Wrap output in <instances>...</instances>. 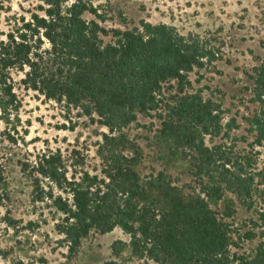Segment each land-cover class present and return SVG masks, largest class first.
<instances>
[{"label": "trees", "instance_id": "16d2710c", "mask_svg": "<svg viewBox=\"0 0 264 264\" xmlns=\"http://www.w3.org/2000/svg\"><path fill=\"white\" fill-rule=\"evenodd\" d=\"M41 1L42 14L21 17V26L0 39L1 117L17 116L21 106L10 72L16 69L25 89L106 127L111 135L103 134L101 145L113 152L101 155L100 169L93 171L69 170L62 156L49 150L22 163L40 221L51 214L69 253L90 233L118 226L130 236V253L147 264H264V242L251 253L232 249L236 234L229 218L235 208L224 198L230 193L252 208L264 170L256 171L250 159H233L223 144L205 143V136L223 132V109L199 89L190 90L188 73L212 64L215 47L198 34L143 21L112 29L105 42L101 34L108 31L83 17L98 16L85 0ZM251 78L260 110L247 123L264 138V60ZM152 111L160 138L186 161L197 190L184 193L161 170L141 173L143 150L123 129L138 113ZM6 166L0 161V204L7 198ZM218 201L223 207L212 209L210 203Z\"/></svg>", "mask_w": 264, "mask_h": 264}, {"label": "rangeland", "instance_id": "374dc122", "mask_svg": "<svg viewBox=\"0 0 264 264\" xmlns=\"http://www.w3.org/2000/svg\"><path fill=\"white\" fill-rule=\"evenodd\" d=\"M98 16L85 12L109 34L112 29L139 25L141 21L174 26L181 34H198L216 49V60L188 73L191 91L200 90L205 99L221 104L224 130L217 136H205L208 146L223 144L233 159H250L256 171L264 170V138L250 129L247 118L260 110L252 94L253 68L264 60V0H85ZM41 0H0V39L21 26L20 18L31 12L42 14ZM14 90L21 106L17 116L5 121L0 113V161L6 166L7 198L0 204V264L22 261L25 264H147L130 253V236L120 227L100 233L92 232L69 253L53 226L51 214L40 221L31 203V182L21 165L32 161L37 153H59L69 170L100 169L101 155L113 149L101 145L109 130L83 116L78 109L66 110L39 93L25 89L20 82L22 71L12 69ZM156 112L137 114L136 122L123 131L143 150L140 167L143 175L164 171L184 193L197 190L187 163L181 159L158 129ZM116 134V133H114ZM259 141V142H258ZM101 147L99 148V146ZM100 149V152H99ZM259 178V177H258ZM264 184L254 191L255 204L243 206L230 193L235 211L229 218L235 231L233 250L251 253L264 242ZM224 202L210 203L221 209ZM31 222V223H29ZM252 237L247 238L246 233Z\"/></svg>", "mask_w": 264, "mask_h": 264}]
</instances>
